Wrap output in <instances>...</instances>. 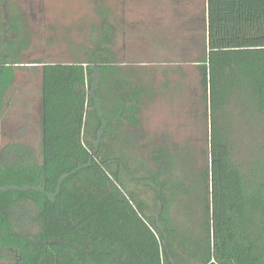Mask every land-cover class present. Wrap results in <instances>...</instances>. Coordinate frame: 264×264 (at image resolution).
<instances>
[{
	"label": "trees",
	"instance_id": "trees-1",
	"mask_svg": "<svg viewBox=\"0 0 264 264\" xmlns=\"http://www.w3.org/2000/svg\"><path fill=\"white\" fill-rule=\"evenodd\" d=\"M203 13L201 166L187 143H145L153 90L116 62L111 26L93 27L80 61L24 62V14L0 0V261L264 264V0ZM38 70L37 146L25 126L2 144L16 74Z\"/></svg>",
	"mask_w": 264,
	"mask_h": 264
},
{
	"label": "rangeland",
	"instance_id": "rangeland-1",
	"mask_svg": "<svg viewBox=\"0 0 264 264\" xmlns=\"http://www.w3.org/2000/svg\"><path fill=\"white\" fill-rule=\"evenodd\" d=\"M4 1L15 3L24 14L30 35L24 62L80 61L82 55L76 48L90 47L93 27L111 26L115 38L110 49L116 62L136 72L138 85L153 90L140 112L145 143H187L194 149L198 164H206L208 94L205 96L201 88L195 63L202 56L199 48L205 0ZM186 35H194L195 41L189 42ZM39 84V70L35 76L17 72L15 100L1 122L2 144L14 139L18 128L25 126V141L37 146Z\"/></svg>",
	"mask_w": 264,
	"mask_h": 264
}]
</instances>
